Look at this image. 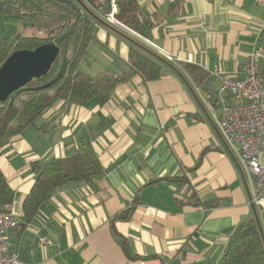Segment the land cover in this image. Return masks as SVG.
<instances>
[{"label": "crops", "instance_id": "crops-1", "mask_svg": "<svg viewBox=\"0 0 264 264\" xmlns=\"http://www.w3.org/2000/svg\"><path fill=\"white\" fill-rule=\"evenodd\" d=\"M134 1L141 34L181 59L171 64L182 77L163 64L155 80L134 73L116 84L102 105L57 100L2 146L0 169L19 216L10 243L25 262L219 264L228 232L253 214L255 180L224 142L219 106L207 94L217 87L211 69L242 75L251 49L264 46V0ZM92 20L76 70L128 71L137 46ZM186 62L205 79L192 80L181 67ZM79 138L91 143L103 174L52 190L26 222L21 203L36 177L32 165L68 156ZM259 192L264 197V185ZM130 206L127 218H117Z\"/></svg>", "mask_w": 264, "mask_h": 264}, {"label": "trees", "instance_id": "trees-1", "mask_svg": "<svg viewBox=\"0 0 264 264\" xmlns=\"http://www.w3.org/2000/svg\"><path fill=\"white\" fill-rule=\"evenodd\" d=\"M84 1L89 2L99 14L108 9L109 0ZM117 2L119 20L142 33L136 2ZM0 15L18 23V26H12L8 36L3 34L7 28L3 25L0 27V65L16 49H32L49 41L61 46L60 35L74 23L68 37L65 69L60 79L48 88L28 90L54 77L60 66L58 55L50 71L44 77L27 83L25 87L28 89L21 92L12 104L9 105L8 101L0 103V153L2 146L26 128L34 126L37 118L57 100L84 105L94 99L102 105L110 98L116 84L125 82L134 73H139L145 81L161 76L163 63L137 47H130V69L122 74L101 72L91 76L83 70H76L81 51L89 40L87 29L92 18L75 2L72 5L62 0H0ZM19 25L40 34L19 33ZM181 67L195 82L200 83L205 79L206 72L194 63L186 62ZM69 68L72 71L68 72ZM32 167L36 177L21 203L22 219L26 222L36 214L52 190L70 182L87 183L105 170L91 143L81 138L68 156L51 157L44 164L36 163ZM14 197L15 192L0 169V210L9 206ZM132 209L133 206H130L117 218H127ZM228 233L219 264H264V211H257V217L252 214L245 218Z\"/></svg>", "mask_w": 264, "mask_h": 264}, {"label": "built area", "instance_id": "built-area-1", "mask_svg": "<svg viewBox=\"0 0 264 264\" xmlns=\"http://www.w3.org/2000/svg\"><path fill=\"white\" fill-rule=\"evenodd\" d=\"M117 1L109 0L108 9L98 15L104 22L155 51L166 61L173 64L181 61L119 20ZM95 26L100 27V24L95 22ZM263 58L264 46L256 45L247 56L242 75H230L214 67L209 73L216 77L217 87L214 94H207V98L215 99L219 106L220 112L215 122L224 142L237 153L240 163L255 180L249 204L256 212L264 211V197L259 192L264 185ZM18 220V213L10 205L0 210V264H33L21 260L17 250L11 248L9 235ZM47 244L45 238L40 239L41 247Z\"/></svg>", "mask_w": 264, "mask_h": 264}, {"label": "water", "instance_id": "water-1", "mask_svg": "<svg viewBox=\"0 0 264 264\" xmlns=\"http://www.w3.org/2000/svg\"><path fill=\"white\" fill-rule=\"evenodd\" d=\"M62 1L73 5V0ZM74 1L96 22L105 26L120 37L128 40L145 53L159 60L164 65L170 67L180 77H182L179 70H177L173 64L166 61L140 42L104 22L91 10L84 0ZM99 1L100 0H97V2ZM73 28L74 23H71L67 30L60 35L59 39L62 41L61 46L57 45L53 41H49L32 49H16L9 54V56L0 65V103L8 101L9 105L12 104L21 92L28 89L25 87L27 83L32 80H38L44 77L50 71L58 55H60V66L54 77L47 83L37 87L29 88L28 90L36 91L48 88L60 79L65 69L68 37L73 31ZM253 215L257 217V212L254 208Z\"/></svg>", "mask_w": 264, "mask_h": 264}, {"label": "rangeland", "instance_id": "rangeland-1", "mask_svg": "<svg viewBox=\"0 0 264 264\" xmlns=\"http://www.w3.org/2000/svg\"><path fill=\"white\" fill-rule=\"evenodd\" d=\"M16 21H12V20H7L4 16L0 15V27L3 25L5 26L7 29L5 31H3L4 35L8 36L10 34V29L12 28L13 25L18 26V23H16ZM17 32L22 33V34H27L29 32H33L34 34H40L39 32L36 31H30L26 28H24V26L19 25V28L17 29ZM1 108V107H0Z\"/></svg>", "mask_w": 264, "mask_h": 264}, {"label": "flooded vegetation", "instance_id": "flooded-vegetation-1", "mask_svg": "<svg viewBox=\"0 0 264 264\" xmlns=\"http://www.w3.org/2000/svg\"><path fill=\"white\" fill-rule=\"evenodd\" d=\"M73 2H75L74 0H73ZM76 3V2H75Z\"/></svg>", "mask_w": 264, "mask_h": 264}]
</instances>
